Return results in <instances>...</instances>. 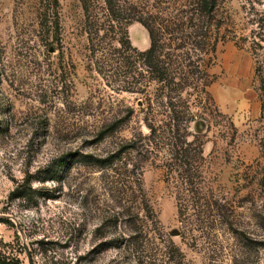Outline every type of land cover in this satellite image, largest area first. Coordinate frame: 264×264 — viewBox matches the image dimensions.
Listing matches in <instances>:
<instances>
[{
	"label": "rangeland",
	"instance_id": "374dc122",
	"mask_svg": "<svg viewBox=\"0 0 264 264\" xmlns=\"http://www.w3.org/2000/svg\"><path fill=\"white\" fill-rule=\"evenodd\" d=\"M116 1L132 46L146 50L153 26L182 83L169 93L202 144L193 191L149 139L147 123L173 112L159 84L140 92L139 57L104 0H0V251L23 264H264V0H215L210 15L198 9L211 0Z\"/></svg>",
	"mask_w": 264,
	"mask_h": 264
},
{
	"label": "trees",
	"instance_id": "16d2710c",
	"mask_svg": "<svg viewBox=\"0 0 264 264\" xmlns=\"http://www.w3.org/2000/svg\"><path fill=\"white\" fill-rule=\"evenodd\" d=\"M215 0H211V4L207 5L206 3L201 5L198 9L199 12L207 13L208 15L214 12L215 6L213 4ZM106 17L110 28L115 30L116 35H119V38H116V41L127 50H132L139 57L137 64L138 77L143 84V88L140 92H145L149 83L147 81H154L159 84L158 90L160 93L158 97L161 98V101H158V105H168L170 110H172L173 115L169 116L168 121H164L163 124H159V121L153 120V122L147 123L148 128L150 129L149 139L155 143L156 146L164 149V152L170 156L169 161H167V169L171 173L178 175L180 180L179 188H181L182 196L185 195L186 191H193L190 185L194 186L193 177L200 170L199 168H194L191 161H189L190 154L192 150L193 156H202V144L197 140V136L191 133L190 124L193 121L194 114L190 111V107L187 106L185 110H179L175 102L171 100L172 96L169 91L174 92L175 90L182 89V83L178 79V75L173 73L169 67L166 66L165 61L161 58L163 52V45L161 44V37L158 31L148 23L142 22L146 27L150 36V46L143 51L134 48L130 42L129 34L127 27L122 25V7L117 4L116 0H104ZM87 20L92 25L94 24L95 32L98 33L103 28L102 21H100L99 14L91 10L89 4L84 2L83 4ZM92 17V18H91ZM92 19V21H91ZM119 25H117V22ZM118 28V30H116ZM180 49V46H177ZM136 69V68H135ZM147 79V81H146ZM150 79V80H148ZM178 80V81H176ZM145 81V83H143ZM181 96V95H179ZM170 98V101L165 103L164 99ZM182 100V99H181ZM184 101V100H183ZM186 106V102H184ZM152 106V103L149 105ZM165 125V126H164ZM193 139L189 140V137ZM197 142V143H196ZM193 145H196L194 148ZM161 152V151H160ZM178 211L181 214V197H178ZM0 264H23L22 261L16 256H10L6 251H0Z\"/></svg>",
	"mask_w": 264,
	"mask_h": 264
},
{
	"label": "water",
	"instance_id": "95a60500",
	"mask_svg": "<svg viewBox=\"0 0 264 264\" xmlns=\"http://www.w3.org/2000/svg\"><path fill=\"white\" fill-rule=\"evenodd\" d=\"M29 255V259L31 260V256H30V254H28Z\"/></svg>",
	"mask_w": 264,
	"mask_h": 264
}]
</instances>
